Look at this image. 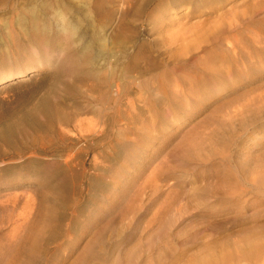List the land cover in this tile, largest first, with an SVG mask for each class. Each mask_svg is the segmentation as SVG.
I'll return each instance as SVG.
<instances>
[{
    "label": "rangeland",
    "instance_id": "1",
    "mask_svg": "<svg viewBox=\"0 0 264 264\" xmlns=\"http://www.w3.org/2000/svg\"><path fill=\"white\" fill-rule=\"evenodd\" d=\"M0 264H264V0H0Z\"/></svg>",
    "mask_w": 264,
    "mask_h": 264
},
{
    "label": "bare ground",
    "instance_id": "2",
    "mask_svg": "<svg viewBox=\"0 0 264 264\" xmlns=\"http://www.w3.org/2000/svg\"><path fill=\"white\" fill-rule=\"evenodd\" d=\"M31 14V13H30ZM66 17V16H65ZM65 17H63V16H59L58 18H60V20L62 21V23L63 24H61L62 25V27L63 28H66V29H68V30H72V33L75 31V29H74V26H72L69 22H67L66 20H65ZM62 30V29H61ZM75 33V32H74ZM74 35V34H73ZM103 48H104V46H103ZM88 50H89V48H88ZM97 56V55H96ZM100 58V57H99ZM95 60V59H94ZM93 61V60H92ZM106 64V63H105ZM110 69V68H109ZM11 79V75H8L7 77H6V80H10Z\"/></svg>",
    "mask_w": 264,
    "mask_h": 264
}]
</instances>
